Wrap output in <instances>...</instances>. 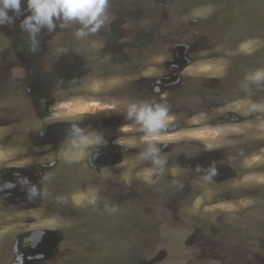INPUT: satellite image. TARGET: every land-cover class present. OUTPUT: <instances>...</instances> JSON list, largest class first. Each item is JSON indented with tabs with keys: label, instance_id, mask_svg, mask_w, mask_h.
<instances>
[{
	"label": "rangeland",
	"instance_id": "obj_1",
	"mask_svg": "<svg viewBox=\"0 0 264 264\" xmlns=\"http://www.w3.org/2000/svg\"><path fill=\"white\" fill-rule=\"evenodd\" d=\"M21 8L0 26V168L43 154L57 163L38 208L0 197V264L15 262L17 237L32 229L57 233L49 264H264V104L254 102L264 78L252 79L264 74V0H108L97 33L42 30L34 53ZM174 58L192 64L168 84L158 78ZM31 90L57 101L47 120L94 118L87 146L112 134L135 150L98 174L90 147L36 145ZM132 104L166 109L167 126L136 135L100 124L124 120ZM229 110L242 119L229 122ZM204 150L219 178L185 167Z\"/></svg>",
	"mask_w": 264,
	"mask_h": 264
},
{
	"label": "flooded vegetation",
	"instance_id": "obj_2",
	"mask_svg": "<svg viewBox=\"0 0 264 264\" xmlns=\"http://www.w3.org/2000/svg\"><path fill=\"white\" fill-rule=\"evenodd\" d=\"M178 55L179 54H175L176 57ZM184 59L186 58H174L173 62L167 63L166 73H163L161 76H159L158 79H163V81L171 79L168 84L179 82L182 73H184L187 67L192 64L189 63L188 60ZM138 62H136L133 67H136L135 72L142 73L144 69L138 67ZM72 71L75 75L76 70L73 69ZM143 77L149 76L143 75ZM29 93L33 94L32 103L35 109H37L38 111L36 118L37 122L40 124V127H38L36 130V136L34 137L36 145L55 146V148H57L58 146H63L64 148H67L69 147V145H67L66 143L71 142L70 129L73 126L78 124L86 136L90 133L89 128L97 125V122L96 120H94V118H90L87 120H47L49 116L53 114L51 109H55L54 104L57 101L49 97L47 91L31 90L29 91ZM262 98H264V96H262ZM136 100H138V97L136 98ZM254 102L256 103V105L264 104L263 100L256 101V98H254ZM227 113L228 115H231L233 117L229 122L239 121L240 119H242V117L238 116L234 110H229V112ZM121 116L122 114H120V116H116L113 120L107 118L105 120L103 119L100 124L104 126H119L120 128L122 126L127 127L129 125H133L135 131L132 133L138 135V127L141 124L137 123L135 120H130L127 117H125L123 120ZM220 119L219 122H224V120L222 119L229 120V118L224 117H221ZM117 133H119V130L116 131L115 135H117ZM93 135L97 134L93 133ZM102 137L103 141L101 144L98 145L96 143H93V145L89 144L87 146L90 147L88 148L89 154L86 158L88 166L89 168L94 169V171H92L93 173L95 172L98 174L102 172L103 168H114L116 166H119L123 162L126 153H133L132 151L135 150V148H133L132 146H127L120 143L117 136H114L112 134H107ZM202 153L205 158H209V160H202V156L195 154L192 157L190 163H188L185 167L189 168L190 170H195L194 168L200 169V173L204 174L210 175L212 173H215L214 177L219 178L220 167L216 163L213 162L212 164V162H210L213 160L211 152L204 150V152H201V154ZM44 156V154L40 155L39 157H37L39 158L38 161L25 167L15 166L11 164L0 168V189H2L0 190V197L3 204L7 206L6 203H8L9 205L15 206L20 210L33 209L40 206L41 191L46 184L44 174H46V172L48 174L51 173L52 168L57 163L56 160H41V158ZM208 162H210V164ZM182 164H184V162H182ZM197 169L196 171H198ZM216 173L219 175H216ZM25 178H27V180L30 182L24 183ZM6 181H12L16 184V187L12 189L2 188L3 184ZM33 186H35L39 191V195L35 198H33L32 196ZM57 238V233L51 232L48 229H32L28 232L20 234V236L17 237V243L19 244L21 242L22 247L19 248V253L13 264H49L54 258L52 256L51 249H53L58 243Z\"/></svg>",
	"mask_w": 264,
	"mask_h": 264
},
{
	"label": "clouds",
	"instance_id": "obj_3",
	"mask_svg": "<svg viewBox=\"0 0 264 264\" xmlns=\"http://www.w3.org/2000/svg\"><path fill=\"white\" fill-rule=\"evenodd\" d=\"M28 15L20 21V28L27 34L29 50L36 52L39 48V35L42 30L54 32L58 27L68 29L78 25L73 34L76 38L82 39L91 34L97 33L107 21L108 0H25ZM22 0H0V26L14 23L16 17L22 13ZM13 15H10L9 13ZM264 74L256 73L252 79L259 81ZM127 118L135 120L143 126L149 135L165 128V121L168 119L167 110L164 108H153L149 105L138 106L132 104L127 111ZM71 145L69 150L84 149L87 147L86 136L77 124L70 129ZM103 137L97 135L95 143L101 144ZM155 147L152 152H158ZM156 163H161L157 160ZM30 181L25 178L24 183ZM16 184L6 181L2 188L12 189ZM2 190V189H0ZM39 195L38 189L33 186V198ZM94 203V201H93ZM115 211V209H108Z\"/></svg>",
	"mask_w": 264,
	"mask_h": 264
},
{
	"label": "bare ground",
	"instance_id": "obj_4",
	"mask_svg": "<svg viewBox=\"0 0 264 264\" xmlns=\"http://www.w3.org/2000/svg\"><path fill=\"white\" fill-rule=\"evenodd\" d=\"M189 69H191V68H189ZM187 71V70H186ZM208 131V130H207ZM218 131V130H217Z\"/></svg>",
	"mask_w": 264,
	"mask_h": 264
}]
</instances>
